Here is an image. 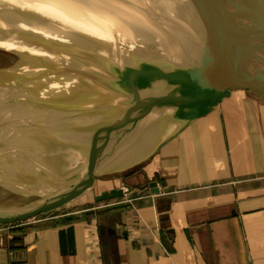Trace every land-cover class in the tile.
I'll use <instances>...</instances> for the list:
<instances>
[{"label":"water","instance_id":"1","mask_svg":"<svg viewBox=\"0 0 264 264\" xmlns=\"http://www.w3.org/2000/svg\"><path fill=\"white\" fill-rule=\"evenodd\" d=\"M19 12L0 2L7 27L0 21L1 28L19 45L16 59L0 67V178L47 195L0 215V225L72 203L91 193L99 177L141 165L201 112L208 91L264 92V77L229 68L246 37L263 31L264 0H154L108 24L46 38L25 32L15 21ZM71 97L54 105L69 124L36 110ZM87 104L91 113L70 124L65 108ZM156 184L150 182L152 192ZM125 186L95 199L120 197L131 191Z\"/></svg>","mask_w":264,"mask_h":264},{"label":"crops","instance_id":"2","mask_svg":"<svg viewBox=\"0 0 264 264\" xmlns=\"http://www.w3.org/2000/svg\"><path fill=\"white\" fill-rule=\"evenodd\" d=\"M151 1L0 0L19 9L22 29L59 35ZM125 184L130 192L96 207L99 193ZM8 230L0 233V264H264V92L208 91L201 112L150 159Z\"/></svg>","mask_w":264,"mask_h":264},{"label":"bare ground","instance_id":"3","mask_svg":"<svg viewBox=\"0 0 264 264\" xmlns=\"http://www.w3.org/2000/svg\"><path fill=\"white\" fill-rule=\"evenodd\" d=\"M5 17V16H4ZM264 24V23H263ZM10 33L8 32V35ZM0 35L5 38V36H3V32H2V28L0 25ZM29 35L31 36H35L32 33H29ZM72 34H69L68 36H70ZM37 36V35H36ZM40 36V35H38ZM42 38H46L44 36L41 35ZM4 41H9L7 39H4ZM93 42V41H91ZM161 42V41H159ZM96 43V42H95ZM0 45H3L2 42L0 43ZM88 46L94 45L93 43H88ZM161 43H157V47H154L151 49V55L154 53H157L159 48L158 46H160ZM264 29L261 32L258 33H251L249 36L246 37L245 41L243 42L240 51H241V56H236L230 63L229 68L235 71H243L244 70V64L247 61L246 55H247V50L253 49L254 52L255 51H259L262 50L261 52L259 51L255 57V71H250L251 75L250 76H257V77H264V75H261V73H264ZM259 47V49H257ZM149 53L147 52L145 54V58L149 57ZM81 96V95H80ZM77 116H80V113L74 112L73 115V119L77 120ZM71 119L70 122L73 120ZM56 122H59V120L54 119ZM64 124L63 122H59ZM15 185L13 186V188L10 189V192H6V190L8 189V185ZM126 188V187H124ZM19 189V190H18ZM43 190L42 188H37V187H31V186H27V185H23L19 182H15V181H9V180H2L0 182V194H3V196H7L5 200V202L7 201V204L4 205H0V215L3 214H7V213H11L14 211H19L22 210L26 207H30L38 202H40L41 200H43L45 198V196L47 195V190H43L44 192L42 193V195L38 194L36 191L34 190ZM24 191V192H22ZM36 192V193H34ZM26 194V195H25ZM24 197V198H23ZM23 198V199H22Z\"/></svg>","mask_w":264,"mask_h":264},{"label":"rangeland","instance_id":"4","mask_svg":"<svg viewBox=\"0 0 264 264\" xmlns=\"http://www.w3.org/2000/svg\"><path fill=\"white\" fill-rule=\"evenodd\" d=\"M7 13V12H6ZM5 13V16L7 17H10L9 13L6 14ZM1 21V20H0ZM1 25L2 27L4 28H7L5 26V24H3V22L1 21ZM3 29V28H2ZM24 30V29H23ZM25 32L29 33V32H35V33H32L34 34L35 36L41 34L43 36L45 35H54V32L52 31H45V30H30V29H27V30H24ZM3 32V30H2ZM55 34H60V33H55ZM40 35V36H41ZM3 36H5V38H3L1 35H0V43L2 42L3 45H0V67H5L9 64H11L17 57V54H18V51H19V45L18 44H15V43H12V39L5 35V33L3 32ZM64 36H68V35H64ZM4 39H7L9 41H4ZM260 52L262 50H259ZM259 51H255L253 49H248L247 50V55L246 57L247 58V61L246 63L244 64V70L241 71L243 74L245 75H251V72L250 71H255V57L257 54H259L258 52ZM263 60H264V57H263ZM261 75H264V73ZM73 102V97L69 98V99H66V100H63V99H60L59 102H52V103H49V104H46V105H41L39 106L36 110L39 112V113H44L46 115H56V116H60V117H63L61 114L63 113V109H59L57 107H54V105H57L58 103H72ZM93 109V105L92 104H87L85 106H80V107H77V106H72V107H66L65 108V112H68V113H71L70 114V117L73 118L72 114L73 112H77V113H83V114H88L91 110ZM61 113V114H59ZM91 113V112H90ZM83 116V115H82ZM79 118H82L81 116L78 117ZM64 121L68 123V116L67 118H64ZM78 121L76 119H73L70 124L72 125H77ZM4 180L3 178H0V182ZM126 189V188H125ZM91 193L83 196V197H86V196H89ZM7 196H3V194H0V205H4V204H7V201L5 202L4 199H6ZM80 199V198H79ZM95 200V199H94ZM93 200V201H94ZM108 199H105V200H100L101 202H104ZM77 201V200H75ZM74 201V202H75ZM73 203V202H72ZM8 225H4V226H1L0 225V233L1 232H4L7 230V227ZM15 227V226H14ZM13 228V227H12ZM11 228V229H12ZM11 229H9L8 231H11Z\"/></svg>","mask_w":264,"mask_h":264},{"label":"built area","instance_id":"5","mask_svg":"<svg viewBox=\"0 0 264 264\" xmlns=\"http://www.w3.org/2000/svg\"><path fill=\"white\" fill-rule=\"evenodd\" d=\"M123 201H129V199L128 198H125ZM113 203L114 202H111V201H109V200H106V201H104V202H101V205L99 204V205H97L96 207H101V206H103V207H105V206H111V205H113ZM34 218V217H33ZM30 219H32V218H30ZM30 219H28V220H30ZM25 221H27V220H25ZM25 221H17V222H15V223H6V224H3V225H1V226H4V225H8L7 227V230L8 229H10L11 227H13V226H17V225H19V224H22V223H24Z\"/></svg>","mask_w":264,"mask_h":264}]
</instances>
